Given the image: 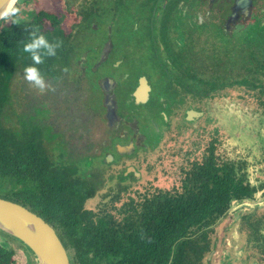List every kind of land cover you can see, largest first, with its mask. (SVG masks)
I'll list each match as a JSON object with an SVG mask.
<instances>
[{
  "label": "trees",
  "instance_id": "trees-1",
  "mask_svg": "<svg viewBox=\"0 0 264 264\" xmlns=\"http://www.w3.org/2000/svg\"><path fill=\"white\" fill-rule=\"evenodd\" d=\"M3 21L0 22V184L11 190L0 194V198L27 207L54 227L70 264H205L214 249L219 222L225 218L230 222L236 219L239 234L246 237L245 253L264 260V208L258 205L251 208L246 203L255 200L258 191L264 193V179L251 183L248 177L251 163L244 158H227V145L223 146L221 139L224 128L217 123L213 110L204 111L201 119L205 123L197 128L198 133L190 135L192 139L198 138L201 150L196 157L188 156L187 164L178 166L177 177L169 189H156L150 195L138 193L136 200L128 197L129 201L116 205L127 192L119 186L107 193L111 199L101 203L96 211L86 209L85 201L98 193V182L70 166L69 160L61 163L51 160L53 155L40 135L39 127L43 124L29 122L28 127L22 125L19 130L6 126L14 116L9 107L14 74L18 68L32 63L29 54L22 51V43L32 30L44 34L53 44L55 41L39 20L33 24L12 21L8 26ZM261 29L264 25L249 29L228 50V59L231 58L235 68L233 80L226 83L245 86L258 112H264ZM57 56H43L36 65L41 75H53ZM216 77L213 74L207 84L210 80L218 81ZM224 85L211 89L212 95L224 96L221 92ZM260 116L264 121V113ZM175 156L180 158L177 153L170 155L171 159ZM233 203L236 206L231 209ZM37 204L42 212H37Z\"/></svg>",
  "mask_w": 264,
  "mask_h": 264
},
{
  "label": "flooded vegetation",
  "instance_id": "flooded-vegetation-1",
  "mask_svg": "<svg viewBox=\"0 0 264 264\" xmlns=\"http://www.w3.org/2000/svg\"><path fill=\"white\" fill-rule=\"evenodd\" d=\"M147 4L148 7L146 8ZM143 8L147 10L144 16L141 14ZM28 17H31V20ZM16 19L27 20L25 24H33L39 20L43 30L56 31L61 35L62 43L59 47L62 55L59 58L63 57L69 61L72 69L69 72L61 69L60 75L56 76L63 83L62 89L60 88L56 93H67L72 97L81 95L79 99L83 100L78 103L80 106L78 111L76 113L75 111L71 112V115L77 118L78 125L82 128L76 140L71 139L70 143L65 144L66 137H72L71 134L63 136L60 131H56L53 127L47 125H40L39 127L42 132L40 135L43 136V143L54 140L50 151L58 159L53 161L61 163L64 160H69L70 166L81 170V174H86L89 179L98 182V192L103 189L102 191L108 190L107 193H109L111 189L120 186L124 187L127 192L132 190L136 194L146 192L150 195L154 190L160 189V187L153 185V179L158 174L157 167H163L164 164L169 163L171 158L168 155L169 159H166L168 152H165V147L175 143L164 146L163 150L162 140L158 143H147V136L141 131L142 128L137 117L132 118L126 110L121 111L119 108V94L117 92L120 88L114 78L107 76L101 79L102 81H97L96 87L99 88V92H96L98 96L96 105L100 103V110L92 111L87 100V97L88 99L91 97V90H94L90 77L105 64H109L113 70L121 64L122 59L120 61L116 59L117 53L115 51H118L120 43L123 46L129 44L128 37H133L132 40L138 37L135 39L137 45L147 42L151 47V52H153V58L159 60L161 66H171L175 77H177L181 70L184 73L190 70L187 63L189 62L190 65L195 58L191 51L192 48L182 42L175 27L177 22L186 23L190 29L215 26L216 32L222 38L229 39L236 28L245 26V29L259 28V26L264 25V0H250V4L243 0H17L13 9L4 18V21L7 20L6 24L4 21L3 24L8 26L12 21L16 22ZM126 19L130 20L125 22ZM97 31L102 34L98 38L99 41L90 40L91 37L98 34ZM122 38H125L124 42H121ZM196 57L199 58L198 53ZM195 61H197L196 58ZM176 63L180 66L177 67ZM182 63L184 67L181 68ZM57 65L54 64L53 75L50 76H54V70L56 73V69L60 67ZM157 66L160 67L158 64ZM18 69L21 72L22 67ZM195 69L199 72L196 66ZM125 74V77L129 80L131 78L130 81L132 82L127 89L129 92L126 95V100H129L132 106L147 105L151 101V87L146 77L142 75L137 79L128 72ZM166 74L171 77V80H174L168 71ZM166 74L163 73L164 76ZM142 80L144 81L143 84ZM171 80L169 79V81ZM58 84L60 85L59 82ZM145 86H147L145 89L147 96L141 98V92L139 93L138 89L140 87L146 88ZM184 86L191 92L188 95L193 96L194 101L197 98L202 101V97H206L205 95L212 96L211 90L202 96L200 82L198 87L186 84ZM36 91H39V88L36 87ZM157 97L159 95L153 94V100L158 99ZM174 98L169 99L174 100ZM197 103L198 106L195 108L188 105L185 109L181 105H175V108L178 106V111L175 112L183 113L185 117L188 111L196 113L201 107V104ZM172 109L171 105L168 111L172 112ZM150 113H156V110L152 109ZM39 116L41 120L48 121L51 115L43 113ZM159 123H162L161 126ZM85 124L86 127L83 126ZM149 124L155 133H152L148 126L145 130L158 139L169 128L167 116L165 120L150 118ZM153 125L156 127L154 128ZM91 129L93 135L89 134ZM60 137L62 141L56 139ZM197 139L194 138L186 142L179 141L176 144H181L187 155L196 157L201 150L200 144L198 147ZM143 149V153L138 154ZM198 149L199 151L196 152ZM114 156H119L122 159L115 161ZM127 156L134 157L133 159L139 158L138 165L130 160L123 161V158ZM95 160L100 162L98 165L105 168L106 172L95 169ZM162 163L163 165H161ZM183 163L184 165L187 164L186 162ZM83 164L86 165L87 169L84 168ZM147 173L149 176L145 178ZM169 173L170 175L165 178L164 189H169L170 184L177 177V171L174 170V167ZM167 183L168 185H166ZM136 184L138 186H135ZM150 184L152 185L150 186ZM54 230L59 237L57 230L55 228ZM215 237L214 243L220 237V233L215 234ZM230 242L233 244L232 238ZM9 243L7 238L0 234V250L6 252L4 258H0V264H14L11 259L12 252L7 247ZM226 249L233 252L234 246L227 244ZM213 251L214 249L207 256L205 264L210 263ZM229 259L232 260L235 257L232 255ZM23 260H25V264H29L26 257ZM34 260L36 261L35 257ZM36 264H38L37 261ZM234 264L237 263L234 262ZM238 264H241V261Z\"/></svg>",
  "mask_w": 264,
  "mask_h": 264
},
{
  "label": "rangeland",
  "instance_id": "rangeland-1",
  "mask_svg": "<svg viewBox=\"0 0 264 264\" xmlns=\"http://www.w3.org/2000/svg\"><path fill=\"white\" fill-rule=\"evenodd\" d=\"M147 7L148 4L146 8ZM146 8L141 9L142 16L145 15L147 11ZM28 18L31 20V17ZM129 20L130 19H126L125 22H128ZM26 21L27 20L24 19H16V22L20 24H25ZM6 22L7 20L4 21V24H6ZM175 27L181 36L182 42H185L189 48H192L191 51L194 53L193 57L197 59V61H195L194 58V61H192L193 63L190 65L189 62L187 63V67H189L190 70L186 73L181 70L180 74L175 77L171 66H161L159 60L153 58V52H151V47L147 42L137 45L135 44V39L138 37H135L133 40L131 39L133 37H128L127 39L129 44L123 46L120 43L118 51H115V53H117L116 59H118V61L122 59L121 64L118 67L116 66L114 70L112 69L113 67L110 68L109 64H105L102 68L96 71L92 77H90L94 90H91V97L89 99L87 97V100L90 103L91 110H100V103L99 105H96L98 100L96 92H99V88L96 87L97 81L107 76L114 78L120 88L117 92V94H119V108L121 111L126 110L132 118L137 117L140 127L142 128L141 131L144 132L145 136H147V143H158L162 140V150L164 149V146L170 143H175L166 146L165 152H168L167 154L170 155L177 153L180 158L175 156L176 158H170L169 163L164 165L162 163L161 165H163V167H157L158 174L157 177L153 179V185L160 188H165V178L170 175L169 172L173 170V167L174 170L177 171L179 168L178 166L184 164L183 162H185L189 156L184 152L183 146L176 143L179 141L186 142L192 140L190 135L198 133L196 132L197 128L200 129L203 123H205V119H201L204 111L206 109L213 110L216 113L217 123L219 121L220 125L224 128L225 133H223L222 130L224 138L221 137V139L223 146L224 144L227 145V155L226 153L225 155L227 158H244L249 161L251 163L248 169L249 181L253 184L259 183L258 179H264V121H262L263 118L260 116V114L264 112H258V108L252 105L253 101L244 89L245 86L236 87L235 85H226L227 82L233 80V69L235 68L233 62L230 61L231 58L228 59V50L233 43L239 42L240 38L244 36V33L252 27L248 29H245L246 26L236 28L229 39L222 38V36L216 32L217 30L215 26H203L190 29L186 26V23L177 22ZM97 32L98 34L91 37L90 40L99 41L98 38H100L102 34H100V31ZM48 34L49 38L51 37L55 41L54 44L59 42L60 46L62 43V40L60 39L61 35L56 31L49 32ZM121 40V42H124L125 38H122ZM58 48L56 49V54L59 56H57L58 58L56 61H58L55 64H58L57 66L60 67L56 69V73L54 70V76H42L45 81V87L42 90L39 89V91H36L35 85H32L23 79L22 70L21 72L19 69L17 70L10 88L11 102L9 107L13 110L14 116L12 117L13 121L11 123L7 122L6 126L13 127V130H19L22 125L24 127H28V123L30 122V124L39 123L47 125L51 128L54 127V129L56 131H60L63 136H65V134H71L72 137H66L65 140V144H68L71 139L76 140L78 138L79 131L82 130V128L78 125L79 123L78 120H76L77 118L72 116L71 112L75 111L76 113L80 107L78 106V103H81L83 100L79 99L81 95H79V97H72L67 95V93H56V91L62 87L61 85H63L62 81L56 76L60 75L61 69H64L66 72H69L72 69L69 61L65 60L63 57L61 59L59 58L62 55V52ZM197 53L199 58L196 57ZM224 56L227 59H223ZM156 63L160 67H158ZM175 65L177 67L180 66L178 63ZM195 66L198 68L200 73L197 72ZM213 66L215 68H213ZM182 67H184L183 63L181 68ZM215 69L218 70L215 71ZM166 71L169 72L174 80H171V77L166 74ZM125 72L130 73V75L134 78L137 77V79L142 75L146 77L148 84L151 87V101L147 105L132 106L129 100H126V95L129 92L127 89L132 82L130 81L131 78L129 80L125 77ZM162 72L165 73L166 76H164ZM244 73L245 72L242 71V74ZM213 74L217 76L216 78L218 79H215L218 81L210 80L208 81V85L207 80H209ZM199 77H201V79H199ZM169 79L171 81H169ZM197 82H200L201 84L202 90H200V92L202 96L205 91L210 92L211 89L221 87L225 84L224 89L221 90L224 96L222 95L221 97H217L215 95H205L206 97H202V101L199 98L194 101L193 96L188 95V93L191 94V92L185 88L184 84L198 87ZM95 88H98V90H95ZM153 94L156 96L159 95V97H157L158 99L153 100ZM172 97H175L174 100L169 99ZM197 102L201 104V107L197 112L200 115L192 117V120H196V122L187 120V117H185V115L183 116V113L175 112L178 111V106L175 108V105H181L184 109L188 105L195 108L198 106ZM171 105L173 109L172 112H169L168 109L171 108ZM152 109H155L156 113H150ZM43 113L51 115L48 121L41 120L39 114ZM166 116L169 122V128H167V130L164 129L166 133L159 137V139L145 130L148 126L150 131L155 133L152 131L149 119L154 118L155 120H165ZM161 124L159 123L160 126ZM83 126L86 127L87 125L85 124ZM153 127L155 128L156 126L153 125ZM91 132L92 129L89 134L93 135L94 133ZM63 136L61 137L63 138ZM61 137L56 139L62 141ZM52 144H54V140L46 141V143H44L45 147L48 149H51L50 147ZM192 150L194 151V148ZM143 151L144 149L142 151L140 150V152L138 150L137 153L139 152L138 154H142ZM198 151L199 149L196 150V152ZM127 157L123 158V161L130 160L138 165L139 158L133 159L134 157ZM139 157H141V155H139ZM114 158L115 161H120L122 159L119 156H114ZM57 159L58 158L54 156L51 158V160ZM98 164H100V162L95 160V169H100L106 172L105 168H102ZM83 166L87 169L86 165L83 164ZM176 174H178V172ZM145 176V178H147L149 176L148 173ZM166 185H168V183ZM135 186H138V184ZM10 190L11 188L9 186L0 184V194L8 193ZM102 190L103 189H101L94 197L85 201L84 207L86 209L96 211L97 207H99L101 203L107 202L111 199L109 194H107L108 190ZM135 196L136 193L132 190L123 193L122 198L116 203V205H121L122 203L129 201L128 197H132L136 200L137 198ZM246 203L250 205L251 208L256 205L264 208L263 191H258L255 194V200H248ZM233 205L236 206V203H233ZM36 208L37 212H42L39 204L36 205ZM227 215L230 217V214ZM47 216L50 215L47 213ZM50 217L54 219V216ZM228 219L229 218H225L219 225L220 237H218L214 243V253L210 257L209 264H234V262L238 264L240 261L241 264H264V260L259 259V257L254 256V258H250L249 254L245 253L246 237L243 233H240L241 235L239 234L238 223H234L236 219L233 220V222H230ZM229 224L231 225L229 226ZM0 234L3 235V237H6L10 242L7 247L10 249V252H12L11 259L14 264H25V260H23L24 257L27 258L29 264H36L34 255H32L31 251L28 250L21 242L3 232H0ZM229 238L233 239V244L230 242ZM227 244L234 246L233 252L232 250L230 251V249H226ZM5 254V251L0 250V258H4ZM232 255L235 257V259H232L234 262L229 259ZM242 261L245 262L243 263Z\"/></svg>",
  "mask_w": 264,
  "mask_h": 264
},
{
  "label": "water",
  "instance_id": "water-1",
  "mask_svg": "<svg viewBox=\"0 0 264 264\" xmlns=\"http://www.w3.org/2000/svg\"><path fill=\"white\" fill-rule=\"evenodd\" d=\"M16 1L0 0V22L13 9ZM243 1L250 4V0ZM145 87L138 89L141 98L147 96ZM199 115L193 111L186 113L189 121ZM0 231L21 242L31 251L38 264H70L69 256L54 228L21 204L0 198Z\"/></svg>",
  "mask_w": 264,
  "mask_h": 264
},
{
  "label": "clouds",
  "instance_id": "clouds-1",
  "mask_svg": "<svg viewBox=\"0 0 264 264\" xmlns=\"http://www.w3.org/2000/svg\"><path fill=\"white\" fill-rule=\"evenodd\" d=\"M58 47L59 42L53 44L44 34L36 30L30 31L28 39L22 43V51L29 54L32 63L23 67V79L42 90L45 81L36 65L41 63L43 56H54Z\"/></svg>",
  "mask_w": 264,
  "mask_h": 264
},
{
  "label": "crops",
  "instance_id": "crops-1",
  "mask_svg": "<svg viewBox=\"0 0 264 264\" xmlns=\"http://www.w3.org/2000/svg\"><path fill=\"white\" fill-rule=\"evenodd\" d=\"M234 207H235L234 205H233V206H231V209H232V208H234Z\"/></svg>",
  "mask_w": 264,
  "mask_h": 264
}]
</instances>
